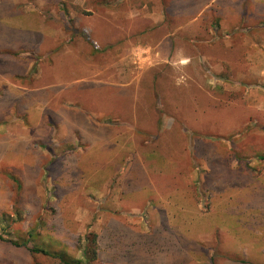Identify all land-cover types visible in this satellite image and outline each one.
<instances>
[{
  "label": "rangeland",
  "instance_id": "rangeland-1",
  "mask_svg": "<svg viewBox=\"0 0 264 264\" xmlns=\"http://www.w3.org/2000/svg\"><path fill=\"white\" fill-rule=\"evenodd\" d=\"M236 1L199 8L191 15L196 21L190 23L189 15L160 30L145 31L151 21L140 16L121 21L126 42L140 50L127 51L126 58L140 74L138 101L104 100L91 85L96 100L68 99L67 89L64 99L46 101L45 116L36 109L20 116L12 110V93L0 87V264H59L45 255L31 257L10 241L84 261L90 234L97 236L93 264H264V0ZM89 3L0 0V19L27 12L44 29V46L53 45L49 31L54 36L60 30L59 38L76 47L88 44L100 63L101 21L88 18ZM227 7L239 14H225ZM215 24L231 36L251 28L254 75H246L242 64L213 68L235 59L223 34L215 40L221 49L206 50L204 69L144 67L168 55V49L159 53L165 34L173 41L168 59L196 57V49L203 51L214 38L205 27ZM133 28L138 35H131ZM108 37L117 38V32ZM234 43L239 47L241 40ZM10 61L0 55V72ZM50 66L45 62L42 69L45 83L53 80ZM101 98L108 101L107 114L99 111ZM62 104L67 115L60 119ZM76 107L98 110L77 117L82 125L76 126Z\"/></svg>",
  "mask_w": 264,
  "mask_h": 264
},
{
  "label": "crops",
  "instance_id": "crops-1",
  "mask_svg": "<svg viewBox=\"0 0 264 264\" xmlns=\"http://www.w3.org/2000/svg\"><path fill=\"white\" fill-rule=\"evenodd\" d=\"M88 1L90 2L88 9L92 14V16H89L88 18L98 16L101 21L102 37L100 38V42L102 50L100 52V63H98L94 57L96 54L86 49L89 48L88 44H82L80 47H76L73 45L74 41L71 39L65 40V38H59L63 34L60 30L55 33L54 36L53 34L51 35L49 31L48 38L51 42H53V40L54 42L52 43L53 45H50L49 47L46 45L44 46L43 40L46 33L38 24L37 17L29 18L27 12L22 13L19 11L15 15L13 14L12 17L0 19V55L5 54V62L11 60V64L4 67L5 73L0 72V87L2 88L4 86L5 90L10 91L16 99L14 100L16 106L13 107L12 110L15 109L18 111L17 113L11 112V114L16 113V115L28 116L32 115V113H25L24 110L36 109V115L45 116L46 101L50 98L53 101L64 99L66 97L65 91L67 89L72 90L67 97L68 99L79 97L80 99L96 100V98H93L94 95H92V93L95 90L92 89L91 85H95L97 90H102L101 94L103 93L104 97H106L104 100H108V98H117L121 100L131 99L132 101H138L142 98L139 87L140 74L139 72L137 73L138 70H135V66L133 67L131 65L132 63L129 62V60L127 61L126 58H128L127 54H129L127 51H131V55H138L140 50L137 48L139 46L126 42V38H124V28L121 21H129L136 18L139 19L138 17L140 16L141 18L151 21L150 26L146 28L145 31H151L154 29L160 30L166 28V25H168V22L174 18V14H176L177 11L178 13L175 17L186 18L189 15L191 17L192 14L198 12L199 8L205 7V11H210V6L223 0H144L145 5L143 7L140 0ZM130 1L132 3H130ZM83 2H86V0H83ZM229 2L237 3L236 0H229ZM15 4L16 3L13 5ZM174 4L176 6L179 4L180 9L174 11L172 8ZM123 6L125 7L124 11H122ZM140 7H142V10H140ZM223 12L225 14H231L232 11L227 7ZM243 12L244 20H247V17L249 18V16L246 15V12H249V10L246 11V9H244ZM235 13L237 15L239 14L238 11L234 10V13L232 12V14L234 15ZM200 16L201 15H199V17ZM239 17L241 18V16ZM196 20L197 18L195 20L193 18L190 23ZM93 30L95 31V29ZM248 30L244 33L238 31L236 35L232 33L233 36H231V33L229 35L221 33L217 29H213V31L212 29L208 30V34L215 38L210 41H212L214 45L217 44L220 48L221 43L218 44L219 41L215 40H219L221 34H223V36H228L230 39L229 43H231L230 45L225 44L224 47L231 56L235 55L234 60L229 59L228 62L225 60L217 61L216 64L214 63L213 68L219 69L220 67H228L232 69L237 68L238 64H242L238 66L248 69L245 70V72H247L246 75L249 77L254 75L253 63L250 59L253 50L252 48L254 47V44L251 42L253 31L251 28ZM112 31L117 32V38L111 39L108 37V33L110 34ZM260 33L261 35H264V29H261ZM133 34L138 35L139 32L134 31L133 28L131 35L134 36ZM236 37L241 40V45L239 47H237L235 43L232 44L233 40H236ZM171 38V34H165L158 43L159 53L168 49V55L162 59H157L156 57L155 60L147 63L144 67L147 69L156 68V66L161 65H166V67L170 69H184L187 67H194L197 69L199 67L204 69L206 67L209 57L206 56L205 53H200L199 49H196V57L184 56L177 58L176 60L168 59L172 54L173 48V41ZM163 44L164 47H162ZM61 45H63V47ZM130 48H132V50H130ZM222 50H224V48H222ZM66 53L69 54L68 60H64ZM236 54L239 56V59ZM45 62L50 63V70L53 75V80L47 83H45V80L42 78V69L44 68ZM138 68H141V66ZM60 74H64L63 77L65 78H62ZM169 74L172 75L171 70ZM76 75L83 79H78L73 83L61 84L64 82L63 79ZM167 78L169 81L172 80V82L175 79L168 75ZM9 79H11V82ZM22 82H25L26 86H23ZM47 85L52 86L47 87ZM126 88L129 89L128 92L130 94L125 93L127 90ZM21 98L24 101L19 105V100ZM104 100L101 98V108L99 110L101 114H107L109 110L108 101L105 102ZM131 107L132 109H135L134 104H132ZM59 108L61 112L59 114L56 113V115L61 119L64 115H67L65 114V104L60 105ZM90 109L96 110L97 108H89L88 110L85 108L82 110V107H76L75 110H71V113L74 112L75 115L73 117H76V126L78 125V122L82 125V122L77 121V117L82 119V117L86 115V111H91ZM39 123L43 124V121L40 120L38 125ZM68 124L73 125L74 123L69 122ZM117 124L121 125L118 120ZM97 125L98 124H96V126ZM125 126L129 127V130L133 129L132 124L126 123Z\"/></svg>",
  "mask_w": 264,
  "mask_h": 264
},
{
  "label": "trees",
  "instance_id": "trees-1",
  "mask_svg": "<svg viewBox=\"0 0 264 264\" xmlns=\"http://www.w3.org/2000/svg\"><path fill=\"white\" fill-rule=\"evenodd\" d=\"M173 10L176 11L177 9L173 8ZM177 13H178V11H177ZM176 14H174V18L172 20H170L168 22V24L171 25L172 22H176L178 20L185 22L186 18L175 17ZM193 18H195V17H190L189 21L193 20ZM217 28H218L217 24H215L214 27L211 26V28H210V26L205 27L206 30L207 29H210V30L211 29H217ZM207 43H208L207 45H205V46L203 45V51H199L200 53H205L206 50L209 48H220L218 45H216V44L214 45L210 40L207 41ZM220 46L223 47V45H220ZM96 237L97 236L95 234H90L87 236V245H86L84 252H83L84 261L72 259V258L68 257V255H66V253L63 251L43 250V249L37 248L36 246H33V247L28 246L27 243L18 244L17 242H12V241H10V243L16 247L26 249L29 252L31 257L35 256V255H45V256L50 257L53 260L58 261L59 264H83L84 262H85V264H93L95 261H97V258H98V248H97ZM0 240H3V239L0 237Z\"/></svg>",
  "mask_w": 264,
  "mask_h": 264
},
{
  "label": "built area",
  "instance_id": "built-area-1",
  "mask_svg": "<svg viewBox=\"0 0 264 264\" xmlns=\"http://www.w3.org/2000/svg\"><path fill=\"white\" fill-rule=\"evenodd\" d=\"M95 49H98V45L96 43H92Z\"/></svg>",
  "mask_w": 264,
  "mask_h": 264
}]
</instances>
